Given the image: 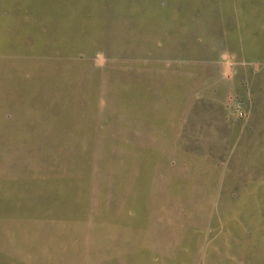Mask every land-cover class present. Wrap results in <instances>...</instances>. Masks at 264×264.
<instances>
[{
  "label": "rangeland",
  "instance_id": "374dc122",
  "mask_svg": "<svg viewBox=\"0 0 264 264\" xmlns=\"http://www.w3.org/2000/svg\"><path fill=\"white\" fill-rule=\"evenodd\" d=\"M0 264H264V0H0Z\"/></svg>",
  "mask_w": 264,
  "mask_h": 264
},
{
  "label": "built area",
  "instance_id": "2783aa9c",
  "mask_svg": "<svg viewBox=\"0 0 264 264\" xmlns=\"http://www.w3.org/2000/svg\"><path fill=\"white\" fill-rule=\"evenodd\" d=\"M240 115L243 117V114L242 113Z\"/></svg>",
  "mask_w": 264,
  "mask_h": 264
}]
</instances>
